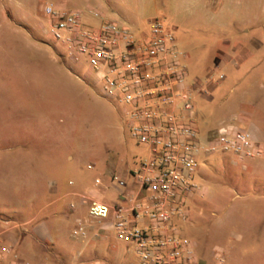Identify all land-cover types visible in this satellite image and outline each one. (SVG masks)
<instances>
[{"label":"rangeland","instance_id":"obj_1","mask_svg":"<svg viewBox=\"0 0 264 264\" xmlns=\"http://www.w3.org/2000/svg\"><path fill=\"white\" fill-rule=\"evenodd\" d=\"M115 1L121 8L114 14V23L138 35L150 29L152 20H160L179 41V49L191 56V80L197 77L205 86L201 93L207 96L206 100L195 97L196 125L203 141L223 125H236L249 131L257 145L264 146L260 132L243 120L245 113L251 114L257 108L255 91L264 83V0H203L193 3L192 8L191 0L145 1L142 8L134 0L123 5L121 0ZM23 2H0L11 17L0 18L2 217L9 223H20L34 210L35 204L28 205L34 198V180L10 176V160L19 154L32 156L31 147L21 149L18 144L42 138L58 141L66 146L68 156H73L74 161L68 163L72 169L67 181L84 182L89 187L83 191L85 195L119 205V187L112 184V176L124 179L126 188L136 186L131 174L147 159L146 147L130 138L123 106L106 98L101 85H92L88 61L69 59L65 48L50 35L46 7L52 4L60 9L61 0H30L32 4L24 8L19 5ZM248 40L255 47L251 63L240 74L231 72V67L221 68L216 51L232 55L234 48L246 46ZM253 63L258 65L257 71L240 82ZM220 76L225 79L220 81ZM208 84L215 90L207 88ZM44 111L51 117L44 116L43 120ZM259 118L254 117L255 123L264 133V120L259 122ZM197 182L202 194L191 200L189 220L181 225L191 232L180 236L194 245L204 244L211 252L228 250L231 254L225 264H264V158L240 160L230 154L202 157ZM70 201L77 199L62 202V215L50 220L52 234L45 240L37 241L32 227H25V240L17 253L32 261L39 249L59 247L61 241L62 246L70 248L66 254L75 255L86 248L89 262L97 252L98 260L116 264L104 247L107 244L91 241L90 235L87 240L72 237L77 218L86 227L99 225L87 222L90 218L86 214L74 216L68 209ZM18 209L23 211L16 215ZM51 212L48 209L44 216ZM110 236L107 242L112 251L120 252L122 260L140 264L133 243L118 239L115 233Z\"/></svg>","mask_w":264,"mask_h":264},{"label":"built area","instance_id":"obj_2","mask_svg":"<svg viewBox=\"0 0 264 264\" xmlns=\"http://www.w3.org/2000/svg\"><path fill=\"white\" fill-rule=\"evenodd\" d=\"M88 14L102 20L97 30L84 26L82 12L49 4L50 35L69 59L88 61L99 76L103 95L123 106L130 138L147 146L149 157L132 174L138 191L126 195L127 206H111L84 195L80 202L90 219L111 220L118 239L135 245L140 264H200L195 245L180 236L178 225L189 220L190 199L202 194L197 182L200 159L217 154L240 160L264 158V146L236 125H223L203 141L188 86L186 55L162 21L152 20L149 35L137 38L128 27L104 19L98 11ZM111 182L126 189V181L116 175ZM70 208L77 210L76 204ZM88 235L85 222L77 220L72 237L87 240ZM14 253L11 247L0 248V264H23ZM225 263L226 253L217 250L213 264Z\"/></svg>","mask_w":264,"mask_h":264},{"label":"crops","instance_id":"obj_3","mask_svg":"<svg viewBox=\"0 0 264 264\" xmlns=\"http://www.w3.org/2000/svg\"><path fill=\"white\" fill-rule=\"evenodd\" d=\"M2 0H0L1 2ZM14 0H8V3L13 2ZM145 1H152V0H134V3L142 8V5ZM115 0H61L60 2V9L69 11L70 8H73L72 11H80L84 15L83 24L86 28L91 30H97L100 27L102 20L92 18L88 12L90 10L98 11L104 19L114 22L115 15L119 12L121 8L120 5L116 3ZM128 0H121V5L127 3ZM204 3L203 0H191V8L193 3ZM27 4H32L30 0H24L23 4L19 3L20 6L23 8ZM115 14V15H114ZM124 18H128V15H124ZM193 14L191 13V18ZM0 18H5L10 20V13L8 9L4 5L0 7ZM133 32V31H132ZM150 29L146 32H142L138 35L135 34L137 38L146 37L149 35ZM177 41V45L179 47V41ZM227 43V41L225 42ZM180 48V47H179ZM254 44L252 40H248V44L245 46L244 44H239L236 48H234L231 52L232 55L228 54L227 52H222L220 50L216 51V57L219 58V65L221 68H228L231 67V72L233 71L235 74H240L243 70V67L247 64L251 63L253 56H254ZM186 65L188 69V86L192 88L194 99L201 98L202 100H206L207 96L202 94L201 92L205 88V86L200 83V80L195 77L191 80V72L189 66L191 65V56L186 53ZM258 65L251 64V67L246 71L247 73L244 77L241 78L240 82H244L245 78L249 77V75L255 73L257 71ZM91 83L92 85H101L99 82V76L94 74L91 71ZM246 78V79H247ZM212 89L211 84L207 85V88ZM215 88L212 90L214 91ZM256 95L254 96L255 103L254 106H257L256 109L252 111L251 114L245 113L244 114V121L245 123L248 122L253 127H255L259 132L260 139H264V133L261 132L259 126L255 123V116H259L261 122L264 120V83L261 84L260 88L256 91ZM196 97V98H195ZM41 115L43 116V120H46V116L51 117V113L49 112H42ZM45 116V117H44ZM48 117V119H50ZM263 118V119H262ZM247 123V124H248ZM24 144V143H22ZM18 147L23 148H30L32 149V156L25 155H17L13 159L10 160V176L14 177L15 179L27 178L33 179L34 182L32 183V194L34 195L33 200L28 203L34 205V210L31 214L24 220L20 221V223H9L7 220L3 219L2 212L0 210V248L7 246L14 249V254L18 257V260L23 264H86L89 263L90 257L86 258V248H82L80 251L76 252L75 255L70 253L66 254V251L69 250V247L62 246V242L60 241L59 247L56 246L55 248H46L42 247L39 251L35 252V255L32 256V261H26L22 258V255L18 254L16 249L17 247L24 242L25 237V227L31 226L32 232L37 241H43L47 237L52 234L51 227H50V220H58L59 217L62 215L63 208L65 204L63 201L67 199H77V201H70L71 204H76L77 210L73 211L69 206L70 209L75 213L88 216L87 208L83 206L80 202V196L84 195L83 191H87L89 187H87L86 183L80 182L75 183L74 181H67L66 178L69 171H71V167H69V162H73V156H68L66 146H63L58 141H52L51 139H38L34 140V142H30L28 144L20 145ZM147 158L149 157V151L147 146ZM3 161V160H2ZM8 161V160H7ZM132 172L130 171L129 174ZM28 174V175H27ZM128 174V175H129ZM133 174V173H132ZM131 174V175H132ZM124 180V179H123ZM47 185V186H46ZM133 187H127L124 191L118 189V197H119V205L120 206H127L128 201L126 200V195L137 193L135 191V184ZM138 191V190H137ZM93 191L90 190V193ZM124 193L125 196H122ZM55 196H59L56 199H53ZM44 197V198H43ZM90 197V196H88ZM91 198V197H90ZM43 199V201H41ZM94 199V198H93ZM190 202L189 204L191 203ZM43 205H38L41 202ZM51 209L52 212L47 217L44 216V213ZM23 211V209H18L14 212L16 215H19ZM89 217V216H88ZM25 218V217H24ZM80 218H77L79 220ZM87 222H92L97 225L98 227L91 228L87 227L88 234L90 235L91 241H96L97 243L107 244L104 247L106 248L107 252L109 253L111 259L116 264H136L129 259L122 260V255L120 252L112 251V247L108 245L110 240L111 233H114L111 227V220L107 221H94L92 219H87ZM145 224L144 222L142 223ZM179 227L182 225L178 222ZM180 233L185 235H189L191 232L190 228H185V226H181ZM196 252L198 255V259L200 264H213L215 262V252L208 251L204 244L199 243L195 245ZM66 250V251H65ZM109 250V251H108ZM227 254V260L230 258V252L227 250L225 251ZM97 252L92 254L93 260H98ZM95 258V259H94ZM97 258V259H96ZM89 259V260H88ZM101 259V258H100ZM88 260V261H86ZM92 260V261H93ZM229 263V262H228ZM227 263V264H228Z\"/></svg>","mask_w":264,"mask_h":264},{"label":"trees","instance_id":"obj_4","mask_svg":"<svg viewBox=\"0 0 264 264\" xmlns=\"http://www.w3.org/2000/svg\"><path fill=\"white\" fill-rule=\"evenodd\" d=\"M199 131V130H198ZM199 134H200V132H199Z\"/></svg>","mask_w":264,"mask_h":264}]
</instances>
